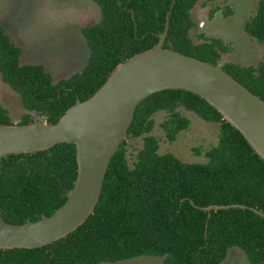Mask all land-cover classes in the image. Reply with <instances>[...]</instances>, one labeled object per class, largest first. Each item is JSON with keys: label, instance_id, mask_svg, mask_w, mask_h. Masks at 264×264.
<instances>
[{"label": "trees", "instance_id": "trees-1", "mask_svg": "<svg viewBox=\"0 0 264 264\" xmlns=\"http://www.w3.org/2000/svg\"><path fill=\"white\" fill-rule=\"evenodd\" d=\"M93 1L101 8V19L81 28L90 50L88 61L81 71L57 82L44 64L21 62L23 49L0 21V71L27 110L18 123H54L77 99L94 94L121 61L158 42L172 2ZM199 1H176L164 47L220 64L264 99V58L257 65L221 63L222 54L231 49L222 38L200 34L204 41L192 39L191 29L196 26L192 9ZM245 29L264 43V0ZM181 106L219 125L218 143L205 151L207 162H184L171 152H159L160 141L151 134L153 115L169 112L161 126L174 142L191 123L178 110ZM13 123L0 105V124ZM140 136L143 147L133 167L127 140L113 156L95 213L82 225L42 247L0 249V264H99L143 255L162 257V264H222L233 246L240 247L251 264H264L263 216L239 207L212 210L209 216L203 209L239 203L264 211V159L242 132L199 94L166 89L138 105L128 137ZM77 174L74 143L3 157L0 216L24 223L51 215L65 203Z\"/></svg>", "mask_w": 264, "mask_h": 264}, {"label": "water", "instance_id": "water-1", "mask_svg": "<svg viewBox=\"0 0 264 264\" xmlns=\"http://www.w3.org/2000/svg\"><path fill=\"white\" fill-rule=\"evenodd\" d=\"M176 1L172 0L166 13L158 42L121 61L94 94L77 99L58 121L0 124V160L9 154L34 153L68 142L76 145L78 163L74 186L54 213L24 223L7 222L0 216V249L53 243L95 213L110 163L128 138L136 109L155 92L185 89L199 94L240 130L264 159V99L220 64L164 47ZM231 207L251 209L264 217V211L239 203L210 204L203 209L210 216L212 210Z\"/></svg>", "mask_w": 264, "mask_h": 264}, {"label": "rangeland", "instance_id": "rangeland-1", "mask_svg": "<svg viewBox=\"0 0 264 264\" xmlns=\"http://www.w3.org/2000/svg\"><path fill=\"white\" fill-rule=\"evenodd\" d=\"M259 1L200 0L192 9L196 21V26L191 29L192 39L199 43L204 41L200 34L220 37L231 48L222 54L221 63L257 65L264 58V43L250 36L245 26L255 15ZM100 19L101 8L93 0H0V21L11 39L23 49L21 62L44 64L55 82L70 77L85 66L90 50L81 28ZM0 105L7 109L14 123H18L27 112L20 94L3 80L1 71ZM178 110L189 117L191 123L174 142L167 139L161 126L169 112L159 110L153 115L156 123L151 134L160 141L159 152H171L184 162H207L205 151L219 141L218 123L207 121L183 106ZM142 147L143 136L127 138V157L131 167ZM162 260L159 256L143 255L99 264H162ZM222 264L251 262L240 247L233 246Z\"/></svg>", "mask_w": 264, "mask_h": 264}]
</instances>
